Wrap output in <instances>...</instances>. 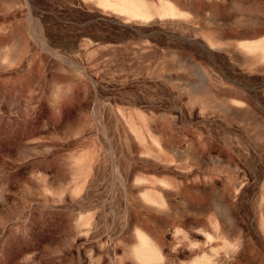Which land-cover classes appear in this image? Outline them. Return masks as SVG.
Here are the masks:
<instances>
[{
    "label": "rangeland",
    "instance_id": "obj_1",
    "mask_svg": "<svg viewBox=\"0 0 264 264\" xmlns=\"http://www.w3.org/2000/svg\"><path fill=\"white\" fill-rule=\"evenodd\" d=\"M0 264H264V0H0Z\"/></svg>",
    "mask_w": 264,
    "mask_h": 264
}]
</instances>
